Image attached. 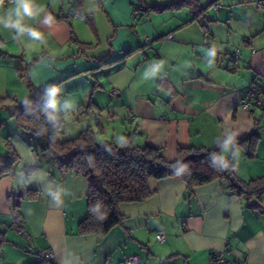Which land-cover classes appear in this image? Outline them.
I'll return each instance as SVG.
<instances>
[{"label":"crops","instance_id":"crops-1","mask_svg":"<svg viewBox=\"0 0 264 264\" xmlns=\"http://www.w3.org/2000/svg\"><path fill=\"white\" fill-rule=\"evenodd\" d=\"M88 1L33 0L36 14L23 24L40 40L0 23V69L19 86L0 97L26 105L35 90L58 87L53 121L66 135L91 126L99 139L157 147L167 161L179 147L220 144L239 180L264 177V110L239 106L250 82L264 84V0H196V16L180 0ZM4 7L0 17L14 5ZM252 134L248 156L239 140ZM10 153L12 170L0 177V264H31L47 250L54 264H125L129 255L142 264H210L218 252L264 264V193L253 197L256 209L220 179L189 191L180 176L150 178L148 196L119 204V224L81 234L88 181L59 170L9 111L0 116V158Z\"/></svg>","mask_w":264,"mask_h":264},{"label":"trees","instance_id":"trees-1","mask_svg":"<svg viewBox=\"0 0 264 264\" xmlns=\"http://www.w3.org/2000/svg\"><path fill=\"white\" fill-rule=\"evenodd\" d=\"M179 3L187 4L194 16L203 9L196 0H180ZM50 88L35 90L32 103L11 109L10 113L17 125L32 134L35 148L47 151L59 170L73 172L88 181L87 215L78 227L81 234H105L119 224L122 219L119 204L148 196L150 178L177 175L185 181L189 191L195 186L220 179L231 192L245 196L249 207L260 208L253 197L264 193V177L239 180L233 167L223 160L220 144L211 149L179 147L175 160L167 161L157 147L132 146L126 141L118 145L111 139H99L91 126H86L74 137L61 139L54 121L48 119V114L53 111L46 103ZM5 99L0 97V108ZM239 142L244 143L247 155L253 156L254 134ZM12 155L10 153L6 160L0 158V177L11 172ZM42 253L31 264H54L52 259H42Z\"/></svg>","mask_w":264,"mask_h":264},{"label":"built area","instance_id":"built-area-1","mask_svg":"<svg viewBox=\"0 0 264 264\" xmlns=\"http://www.w3.org/2000/svg\"><path fill=\"white\" fill-rule=\"evenodd\" d=\"M3 6H8L11 3V0H3L1 3ZM261 1H258V5H261ZM74 14H77L78 11H73ZM238 56L237 50L235 52L230 53L229 55V62L233 63L234 59H236ZM120 92L118 90H113L110 92L111 96H118ZM252 105L257 106L258 108L264 110V85L256 83L254 81L250 82L242 96V98L239 101V106L245 110H248ZM54 127L56 131H59L61 129V126L59 122L54 123ZM13 227L18 231L21 232V230L13 225ZM156 238L158 240H163L164 235L163 233L159 232L156 234ZM42 259L44 260H51L53 257V253L51 251H44L41 254ZM125 264H142L139 257L135 255H129L125 257L124 260ZM210 264H246L244 262H241L236 259H229L224 256L222 252L215 253L211 256Z\"/></svg>","mask_w":264,"mask_h":264},{"label":"clouds","instance_id":"clouds-1","mask_svg":"<svg viewBox=\"0 0 264 264\" xmlns=\"http://www.w3.org/2000/svg\"><path fill=\"white\" fill-rule=\"evenodd\" d=\"M2 2L3 0H0V3ZM11 3L14 5V8L9 10L6 16L0 17V23H2L5 27L15 28L19 34L27 32L32 40H40L42 38V34L39 31L29 28L23 24L25 17H33L36 14L33 7V0H11ZM13 17H15V19H13ZM51 20L52 17L49 16L47 22H51ZM209 55L214 56L215 52L212 51L209 53ZM59 91L60 89L58 87H52L48 90V95L50 97L48 107L53 110L48 114L49 120L55 119V112L59 105V101L56 99V97ZM64 107H72V104L66 101ZM230 143H232L231 139L226 142L225 147L227 148L228 144ZM224 166L227 167V164Z\"/></svg>","mask_w":264,"mask_h":264},{"label":"rangeland","instance_id":"rangeland-1","mask_svg":"<svg viewBox=\"0 0 264 264\" xmlns=\"http://www.w3.org/2000/svg\"><path fill=\"white\" fill-rule=\"evenodd\" d=\"M221 1V5H224V4H226V3H228L229 2V0H220ZM88 2H90V4H93L94 3V1L93 0H89ZM84 5H86V3L84 4ZM5 11L6 10V7H4V6H2V5H0V11ZM77 11L79 12V10L77 9ZM83 14V13H82ZM89 14V13H88ZM85 16V18L84 19H86L89 15H85V14H83V17ZM8 31H9V29H8ZM10 31H11V29H10ZM9 31V32H10ZM106 33V29L105 28H99V34L101 35V37L104 35ZM7 34V33H6ZM11 34V33H10ZM101 40L103 41V44L102 45H104V40H103V38H101ZM10 47H12V46H10V43L8 44L7 43V48H9V49H11ZM101 47H104V46H101ZM12 50V49H11ZM98 51V50H97ZM6 60V59H5ZM8 61V60H7ZM2 63H4V60H2V59H0V64H2ZM1 67V66H0ZM3 69H0V90H2L3 91V93H5V92H11V91H13L14 89L15 90H19V86L17 85V82L14 80V79H9L8 78V76H7V71H2ZM18 75V74H17ZM19 76V75H18ZM5 102H4V105H3V107L0 109V116L1 115H3V114H5V113H7L8 114V112L9 111H11V109H14V108H17V107H19V106H21V104L20 105H16L13 101H12V99H14V96L12 95V96H5ZM71 125L69 124V123H65V125H64V128L65 129H67V128H69ZM94 128H97L95 125H94ZM60 131V130H59ZM78 132V131H77ZM77 133H74V134H72V135H70L69 133L66 135V131L63 129L62 131H60L59 132V137L61 138V139H65V138H69V137H74L75 135H76ZM116 138H119V136L118 135H116ZM117 140H119V139H117ZM115 142V141H114ZM116 144H118V145H120L121 143H120V141H116L115 142ZM0 259H2L1 257H0Z\"/></svg>","mask_w":264,"mask_h":264},{"label":"water","instance_id":"water-1","mask_svg":"<svg viewBox=\"0 0 264 264\" xmlns=\"http://www.w3.org/2000/svg\"><path fill=\"white\" fill-rule=\"evenodd\" d=\"M238 187L240 188V185H238Z\"/></svg>","mask_w":264,"mask_h":264}]
</instances>
